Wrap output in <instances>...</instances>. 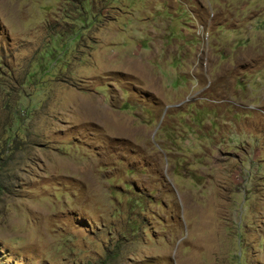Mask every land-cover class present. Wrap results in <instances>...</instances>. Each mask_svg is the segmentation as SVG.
Instances as JSON below:
<instances>
[{"label": "rangeland", "instance_id": "obj_1", "mask_svg": "<svg viewBox=\"0 0 264 264\" xmlns=\"http://www.w3.org/2000/svg\"><path fill=\"white\" fill-rule=\"evenodd\" d=\"M0 264H264V0H0Z\"/></svg>", "mask_w": 264, "mask_h": 264}]
</instances>
